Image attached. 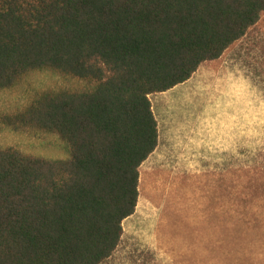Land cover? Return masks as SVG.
I'll return each mask as SVG.
<instances>
[{
    "label": "trees",
    "instance_id": "1",
    "mask_svg": "<svg viewBox=\"0 0 264 264\" xmlns=\"http://www.w3.org/2000/svg\"><path fill=\"white\" fill-rule=\"evenodd\" d=\"M263 12L264 0H0V91L33 72L68 82L0 113L66 154L0 147V264L109 258L158 144L149 95L219 58Z\"/></svg>",
    "mask_w": 264,
    "mask_h": 264
},
{
    "label": "rangeland",
    "instance_id": "2",
    "mask_svg": "<svg viewBox=\"0 0 264 264\" xmlns=\"http://www.w3.org/2000/svg\"><path fill=\"white\" fill-rule=\"evenodd\" d=\"M67 83L33 72L0 91V113ZM149 100L158 144L138 168L135 210L100 264H264V12L219 58ZM9 146L66 156L55 135L0 123V147Z\"/></svg>",
    "mask_w": 264,
    "mask_h": 264
}]
</instances>
